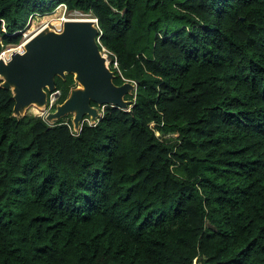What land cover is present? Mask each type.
Masks as SVG:
<instances>
[{
	"label": "trees",
	"instance_id": "obj_1",
	"mask_svg": "<svg viewBox=\"0 0 264 264\" xmlns=\"http://www.w3.org/2000/svg\"><path fill=\"white\" fill-rule=\"evenodd\" d=\"M61 5L136 90L74 133L0 87V264H264V0H0V52Z\"/></svg>",
	"mask_w": 264,
	"mask_h": 264
},
{
	"label": "water",
	"instance_id": "obj_2",
	"mask_svg": "<svg viewBox=\"0 0 264 264\" xmlns=\"http://www.w3.org/2000/svg\"><path fill=\"white\" fill-rule=\"evenodd\" d=\"M99 38L97 19L83 16L65 20L60 31L40 28L22 43L21 52L13 51L8 59L0 55V87L11 91L12 115L19 119L32 108L44 113L47 93L56 89L55 79L65 80L69 74L77 86L45 115L48 124L70 115L78 132L86 117L89 125L99 121L105 106L128 111L132 101L125 96L134 93L136 85L131 81L114 84L115 75L99 48Z\"/></svg>",
	"mask_w": 264,
	"mask_h": 264
},
{
	"label": "rangeland",
	"instance_id": "obj_3",
	"mask_svg": "<svg viewBox=\"0 0 264 264\" xmlns=\"http://www.w3.org/2000/svg\"><path fill=\"white\" fill-rule=\"evenodd\" d=\"M56 11V10H55ZM54 11V12H55ZM53 12V13H54ZM51 14V13H50ZM47 15H49V14H47ZM63 16H61V18H66V19H74V18H79V15L77 14V13H69V12H67L66 10L63 12V14H62ZM46 16V15H45ZM41 17L42 16H34V17H32V18H30V20H29V22H28V24L25 26V28H23L22 29V31H21V33H22V36H23V41H22V43L27 39V38H29L32 34H34L36 31H38V29H40L39 27H41V28H43V27H45V26H48V27H50V28H52V24L49 22V21H46V23H44V24H41L38 28H36L35 30H33V31H30V29L32 28V24L37 20V18H40L41 19ZM81 17V16H80ZM60 18V17H59ZM31 23V24H30ZM30 24V25H29ZM48 24V25H47ZM43 26V27H42ZM22 43L21 44H19V45H17V46H9V47H7L4 51H2V52H0V55L3 53V52H5L6 50H13V51H15V49H17L18 47H21V45H22ZM103 53V55L106 57V62H107V65L109 66L110 65V59L107 57V53L106 52H102ZM9 58V57H8ZM8 58H6V59H8ZM115 67V66H114ZM75 86H77V84L75 83ZM27 115H34V116H40L41 115V113L40 114H35V113H33L32 111H31V109H29L28 111H27ZM69 119H71V117L69 118Z\"/></svg>",
	"mask_w": 264,
	"mask_h": 264
},
{
	"label": "built area",
	"instance_id": "obj_4",
	"mask_svg": "<svg viewBox=\"0 0 264 264\" xmlns=\"http://www.w3.org/2000/svg\"><path fill=\"white\" fill-rule=\"evenodd\" d=\"M76 13V12H75ZM78 15H79V18H80V16L81 17H83V15L82 14H80V13H77ZM63 20L61 21V27L58 29V28H56L54 25H52V29H54L55 31H60L61 30V28H62V24H63V22L65 21V20H68V19H66V18H62ZM74 19H77V18H74ZM48 25V24H47ZM101 51L103 52H106L107 53V51L104 49V48H101ZM103 54V53H102ZM107 57H108V54H107ZM115 66V67H114ZM109 67V66H108ZM113 68H117V63L114 61L113 62ZM61 97V91L60 90H58V89H55L53 92H50V93H47V99H46V109L44 110V113H42L41 115H40V117H42V118H45V115L48 113V112H51V111H53L54 110V108H55V106H57L58 104H59V98ZM84 122H86V123H88L89 124V122H88V119H85L83 122H82V124L84 123ZM98 122V120L94 123V124H92V126H94L96 123ZM82 126V125H81ZM81 129V128H80ZM74 131V130H73ZM74 133H77L76 131H74ZM156 135H158V133L156 132L155 133ZM193 264H205V263H203L202 262V260H199L198 258L197 259H195L194 260V263Z\"/></svg>",
	"mask_w": 264,
	"mask_h": 264
},
{
	"label": "bare ground",
	"instance_id": "obj_5",
	"mask_svg": "<svg viewBox=\"0 0 264 264\" xmlns=\"http://www.w3.org/2000/svg\"><path fill=\"white\" fill-rule=\"evenodd\" d=\"M65 11V6L61 5L59 6L56 11L54 13H51L49 15H44L40 18H37V20L32 24V28L30 29V31L35 30L36 28H38L41 24L46 23V21H49L52 25H54L56 28H60L61 27V21L63 20L61 18V16H63V12ZM60 17V18H59ZM31 24V23H30ZM29 24V25H30ZM43 27V26H42ZM41 28V27H39ZM39 30V29H38ZM15 51H22V47H18L17 49H15ZM13 52V50H6L5 52H3L1 55L2 57H4L5 59L9 57V55ZM31 111L35 114H40V112L35 109L32 108Z\"/></svg>",
	"mask_w": 264,
	"mask_h": 264
}]
</instances>
